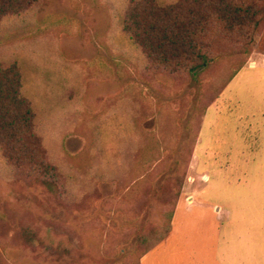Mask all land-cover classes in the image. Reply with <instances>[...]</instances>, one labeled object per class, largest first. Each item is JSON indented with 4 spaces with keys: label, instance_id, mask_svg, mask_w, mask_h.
Returning <instances> with one entry per match:
<instances>
[{
    "label": "rangeland",
    "instance_id": "1",
    "mask_svg": "<svg viewBox=\"0 0 264 264\" xmlns=\"http://www.w3.org/2000/svg\"><path fill=\"white\" fill-rule=\"evenodd\" d=\"M116 1L46 0L28 31L0 42V58L25 69L43 145L64 175L61 191L51 192L12 180L0 161V264H139L170 233L199 105L216 99L239 67L223 56L203 80L179 88L151 77L116 28ZM260 58L264 30L227 91L229 101L207 115L206 152L249 141L262 125L255 112H264ZM240 113L242 121L234 118ZM197 161L195 174L207 172L214 185L218 160Z\"/></svg>",
    "mask_w": 264,
    "mask_h": 264
},
{
    "label": "trees",
    "instance_id": "2",
    "mask_svg": "<svg viewBox=\"0 0 264 264\" xmlns=\"http://www.w3.org/2000/svg\"><path fill=\"white\" fill-rule=\"evenodd\" d=\"M45 2L0 0V42L11 33L28 31ZM116 2L111 10L116 28L136 49L144 71L153 78L172 79L176 88L189 79H202L223 56L243 66L264 30V0ZM26 76L19 60L0 58V161L12 180L58 193L64 175L43 145ZM207 103L199 105L200 115ZM169 224L171 218L166 231Z\"/></svg>",
    "mask_w": 264,
    "mask_h": 264
},
{
    "label": "crops",
    "instance_id": "3",
    "mask_svg": "<svg viewBox=\"0 0 264 264\" xmlns=\"http://www.w3.org/2000/svg\"><path fill=\"white\" fill-rule=\"evenodd\" d=\"M260 59L264 65V59ZM257 66L254 61L249 68ZM244 67L248 66L235 71L200 116L170 233L145 252L139 264H264V139L257 141L260 135L264 136V120L259 122L263 128L256 126L249 141L228 144L219 152H206L208 149L202 144L207 115L211 108L216 112L220 103L229 99L227 91ZM255 112L264 118L259 108ZM245 116L240 113L234 118L242 121ZM198 155L204 160L208 156L218 160L215 166L219 174L214 185L207 172L200 178L195 174L200 166ZM230 184L236 185L232 191Z\"/></svg>",
    "mask_w": 264,
    "mask_h": 264
}]
</instances>
